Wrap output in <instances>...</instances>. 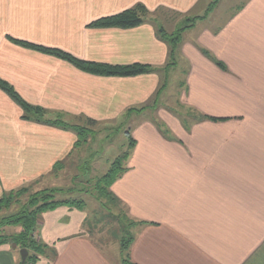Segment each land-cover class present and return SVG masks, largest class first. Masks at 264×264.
<instances>
[{"label": "crops", "instance_id": "1", "mask_svg": "<svg viewBox=\"0 0 264 264\" xmlns=\"http://www.w3.org/2000/svg\"><path fill=\"white\" fill-rule=\"evenodd\" d=\"M205 2L0 0V76L27 103L66 117L123 120L133 126L128 170L110 191L134 221L145 222L133 229L129 257L134 264H264V0H247L220 22L208 14L200 22L211 24L191 38L182 35L176 54L189 68L176 99L225 119L202 120L189 129L162 103L166 88L155 111H138L160 86L158 73L94 75L5 37L59 48L86 61L160 69L168 61V47L151 23L129 29L86 25L136 3L149 11L164 7L185 14ZM197 45L210 50L226 70ZM21 114L0 90V195L37 179L76 142L75 133L22 120ZM155 116L168 125L174 140L162 137L150 121ZM41 217L40 237L58 257L38 264H118L90 240L85 210L59 206ZM10 249L0 246V264L18 261Z\"/></svg>", "mask_w": 264, "mask_h": 264}, {"label": "trees", "instance_id": "2", "mask_svg": "<svg viewBox=\"0 0 264 264\" xmlns=\"http://www.w3.org/2000/svg\"><path fill=\"white\" fill-rule=\"evenodd\" d=\"M217 3L218 0H212L207 5V8L205 9V13L201 16H193L190 18L180 17V20L176 23L177 26H175V28L170 32H167V30L164 28L163 25L165 23L164 20L166 19L164 17L165 13L156 14V11L150 12L141 3H136L132 7L124 9L118 13L103 16L95 20H92L86 25V27L88 28L115 27L120 29H129L145 23H151L154 26L156 37L162 42H164L168 47V61L165 64L164 68H160V69L142 63H131L127 65H112L107 63L86 61L79 59L59 48L45 47L28 41L18 40L10 36H6V39H8L13 44L19 45L26 49L35 50L40 53L51 55L61 60H64L69 64L73 65L74 67H76L77 69L94 75L129 77V76H136L146 73H156L159 70H163L165 72L168 68L175 66L177 63L176 52L182 41V35L184 31L193 27L196 21L205 19L207 14H209V12L217 5ZM167 11L169 14L170 11L169 10ZM156 15L160 16L161 19L160 20L157 19ZM171 15L179 16L180 13L172 12ZM197 47L199 51L206 58L212 61L216 66H218L222 70H226V66L224 65V63H222L215 56H213L206 48L201 47L199 45H197ZM166 84L167 81L164 75L160 86L158 87L154 96L152 97V100L149 105L150 107H153V105L155 106V104H157V98L159 94L166 88ZM0 90H2L16 105L20 107V109L22 110V114H21L22 120L43 124L47 126L57 127L63 130H68V129L74 130L77 137L76 142L74 143L75 148H77L80 145V143H84L88 139V136L90 135L91 132L90 131L91 127H93L96 124V121L91 119H86L87 122L86 127L85 126L76 127L73 125H68L67 123L63 122L62 120L59 119V116L48 118L47 116L49 111L45 110L42 107L27 103L18 94V92L14 89V87L11 84H9L7 81H4L1 78H0ZM187 109L192 114L190 115L191 123L187 122L186 115H183L182 118L180 117L181 115H178V117H180L182 126L186 129L190 127V124L192 126L195 122H199L202 120H209V121L225 120L224 118H216L203 114L197 109H194L193 107L190 106ZM157 122L158 124L155 123V126L157 127L159 132L164 136V138L168 140H174L175 137L172 135V133L168 132L169 129L167 130L165 124L160 120ZM128 140L129 141H128L127 150L124 151L121 155L117 156L113 160L107 172H105L102 176L98 177L95 182V186H97L98 194L101 197L106 198L110 202L112 201L114 204H116L118 208L117 214L118 213L124 214L122 211L124 209H125L124 212L126 213L127 208L117 197H115L112 194V192L110 191V186L127 169L124 163L128 159L131 150L135 144V141L132 139V137H130ZM69 155L70 153L68 154V156ZM65 160L66 159H64L61 162L62 165L59 164V161L56 162V165H54L52 168L54 170H52L51 173H55V169L62 168ZM29 189L30 186H22L16 189L3 191L2 194L0 195V211L2 210L6 211L10 209L11 202H16V200L20 201L22 194L24 193L26 194V200L22 204H18L17 206H15L17 208L16 211L9 212L0 216V245H4L7 244L8 242H12V244L18 246L20 250L25 249L27 251V256L24 264H36L39 261L40 257H45L50 260H55L57 256L55 248L33 237V234H35V231L38 228L37 223L40 219L41 214L43 212L54 210L59 206L73 207L78 210H85L86 207L84 205V202L80 199H75V198L70 199L69 197L64 199H57L53 195L54 190L52 189L36 190L32 192L29 191ZM13 199H15V201H13ZM129 222L131 223V221ZM132 223H133L132 225L135 226L136 224H142L145 222L132 221ZM6 225L20 226V231L12 235H4L1 229ZM119 225L122 228V229L120 228V232H121V237L119 240L120 252L124 254L123 257L125 256L124 258L122 257L120 264H134L129 260V254H128L129 245L133 241L134 237L131 235V232L128 230V228L126 230L124 229L121 220L119 222ZM125 231L127 232L124 235L123 232Z\"/></svg>", "mask_w": 264, "mask_h": 264}, {"label": "rangeland", "instance_id": "3", "mask_svg": "<svg viewBox=\"0 0 264 264\" xmlns=\"http://www.w3.org/2000/svg\"><path fill=\"white\" fill-rule=\"evenodd\" d=\"M204 1L206 2L203 4L202 7L198 6L197 9H191V11L189 12L187 11L185 14L180 13L179 16L177 15L178 17L175 15H171L172 12L175 11L164 7H159L154 11H150V12L156 11V14L165 13L164 17L166 19L164 20L165 23L163 25L164 28L167 30V32H170L175 28V26H177L176 23L180 20V17L190 18L193 16L203 15L205 13V9L207 8V5L212 0H203V2ZM246 1L247 0H218L217 5L209 12L210 17H212L213 20L217 19V21L220 22L222 21V18L220 17L224 16L226 20L227 19L226 16H230L240 11L241 8L245 5ZM167 10L170 11L169 14ZM157 19L160 20L161 19L160 16H157ZM211 22H212L211 20L202 21V22L198 20L197 22L198 24H196L197 26H195L192 30H191L192 27L187 29L188 30L187 32L185 30L183 34L186 33L187 37L191 38V36H193L198 30H200L204 24H208V23L211 24ZM6 40L9 43L13 44L8 39ZM18 40H23V39H18ZM194 44L196 45V43ZM13 45L21 47L16 44ZM208 51L211 53L210 50ZM176 57H177V63L174 67L168 68L165 72L163 70H159L158 72H156L160 75L161 82L164 75L167 81L164 94H166L165 96H168V98L165 100V102L162 101V103L165 104L166 105L165 107L171 110L172 113L174 112V114L181 115L180 116L181 118L183 115H186L187 122L191 123L190 115L192 114L187 109L189 105L186 106L180 104L175 97V94L179 90V87L182 86V84L184 83V75L188 73L189 67L186 65V61H184L182 57L180 58V56L178 57L177 55ZM164 66L161 67L164 68ZM0 78L3 79L1 76ZM3 80L6 81L5 79ZM151 100L152 98L150 99L148 105L141 107L140 109H138V111H142L144 110V108H149L150 110L155 111L159 102H157L155 106L153 105V107H150L149 105ZM47 111H49L47 116L48 118L59 116V119L67 123L68 125H73L76 127L87 126V122L85 119L81 120V118L79 117L77 118L66 117L65 113L60 111H55V110H47ZM157 119L158 118L156 116L152 118L150 117V121L154 125L155 123L158 124L157 121L159 120ZM132 122H136V121H132ZM165 126L168 130L169 129L168 125L165 124ZM132 127H133L132 125L128 126L127 122L123 120L96 121V124L90 129L91 132L90 135L88 136V139L84 143H80V145L77 148L73 147V149L68 151V153L64 157H61L59 160L52 163L50 168L44 170L43 172H39V174L36 176L38 177L37 179H32L29 181L27 180L24 183H22V185H20V187L30 186L29 191L31 192L36 190L52 189L54 190L53 195L57 199H64L69 197L70 199L75 198L82 200L86 207L85 209L86 219H85L84 227L86 229V232L88 233L90 240L101 250H103L112 258H114L116 261L118 260V264H120V261L124 255L122 254V252H120V246H119V240L121 237V232H120L121 227L119 225V222L121 220L124 229L126 230L128 228V230L131 232V235L133 237H134L133 229L136 227V225L135 226L132 225L133 224L132 221L134 220L128 215V212L126 213L124 212L125 209L122 210L124 214L122 213L117 214L118 208L116 204H114L112 201L110 202L108 199L103 198L98 194L97 186H95V182L98 177L102 176L105 172H107L113 160L127 150L128 141H129L128 139L132 137L131 136ZM69 131L75 133V131L72 129H70ZM168 132L172 133L171 129H169ZM162 137L164 136L162 135ZM69 153L70 155L68 156ZM64 159L66 160L63 163V167L60 169H55V173H51L52 170H54L52 168L54 165H56V162L59 161V164L62 165L61 162ZM124 165L126 166L127 169L123 174H125L128 170L127 160L125 161ZM43 173L44 175H42ZM33 174L34 172L30 174L26 173L25 178L31 179V176ZM123 174H121L117 179H119ZM25 200H26V194L24 193L22 194L20 201L16 200V202L10 203L11 207L9 210L0 211V216L9 212L16 211L17 208L15 206H17L18 204H22ZM13 201H15V199H13ZM41 216L37 225L40 224V220L42 218ZM129 221H131V223ZM1 231L3 232L4 235H12L20 231V226L6 225L2 227ZM126 232L127 231L123 232L124 235L126 234ZM33 237L37 240L42 241L38 228L35 231V234H33ZM132 242L130 243V245L132 244ZM7 245L11 248L9 251L12 250L15 253V255L18 256L19 258L16 264H20L19 247L13 245L12 242H8ZM128 254H129V250H128ZM56 257H58V255ZM44 258L45 257H40L39 261ZM45 259L48 260L50 263L54 262V260H50L48 258ZM39 261L36 264H38Z\"/></svg>", "mask_w": 264, "mask_h": 264}, {"label": "water", "instance_id": "4", "mask_svg": "<svg viewBox=\"0 0 264 264\" xmlns=\"http://www.w3.org/2000/svg\"><path fill=\"white\" fill-rule=\"evenodd\" d=\"M20 254V264H24L26 256H27V251L25 249H21L19 251Z\"/></svg>", "mask_w": 264, "mask_h": 264}]
</instances>
